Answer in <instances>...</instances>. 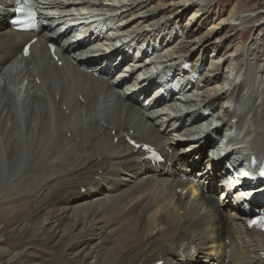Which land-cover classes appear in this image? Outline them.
I'll use <instances>...</instances> for the list:
<instances>
[{
  "label": "bare ground",
  "instance_id": "1",
  "mask_svg": "<svg viewBox=\"0 0 264 264\" xmlns=\"http://www.w3.org/2000/svg\"><path fill=\"white\" fill-rule=\"evenodd\" d=\"M15 1L0 0V264H264V213L243 210L233 200L236 190L218 188L223 161L213 139L235 130L234 140L244 141L243 152L264 169L260 50H243L233 76L222 82L220 68L200 76L208 59L203 54L199 70L187 67L199 45L208 53L201 40L194 47L180 42L175 51L164 40L166 31L181 28L175 18L186 14L182 3L167 16L168 5L151 6L157 0H128L121 8L112 0H32L42 25L25 34L8 25ZM194 1L201 17L212 8V0ZM76 6L97 8L100 15L92 13L98 18L89 25L69 20ZM260 11L236 8L232 14L245 30L257 32L263 28ZM143 22L150 31L140 28ZM108 24L121 34L110 38L97 30L82 43L71 42ZM121 35L148 42L143 56L155 45V62L127 65L121 75L118 57L125 51L112 47ZM35 38L31 56L22 59L23 47ZM49 45L58 48L63 66ZM164 45L170 53L162 58ZM96 56L94 66L90 58ZM161 67L172 80L183 78L179 97L170 94L172 86L159 96L164 85L152 80ZM191 77L201 81L193 84ZM154 89L158 95L142 98ZM193 89L199 101L190 97ZM213 113L218 115L208 120ZM144 145L154 147L164 163L148 162ZM15 182L23 186L22 198Z\"/></svg>",
  "mask_w": 264,
  "mask_h": 264
},
{
  "label": "rangeland",
  "instance_id": "2",
  "mask_svg": "<svg viewBox=\"0 0 264 264\" xmlns=\"http://www.w3.org/2000/svg\"><path fill=\"white\" fill-rule=\"evenodd\" d=\"M195 2L196 1L192 2V0H157V4H154L155 6L153 4L151 5L153 8H159L161 6L168 5L169 6L168 10L165 11V12H167V16L171 15L170 11L175 8L174 5H176L177 3H182L186 6L183 8V10L186 11V14L182 15L180 18H175L176 19L175 21H177V19H178L177 23L180 24L179 26L181 28L180 29L176 28L175 30L174 29L168 30L164 34V40L167 42L169 41L172 44L171 50L175 51V50H177V48H180V46L177 45L180 42L189 43L194 47L196 44L194 42H196L197 39L201 40L202 45L206 46L208 53L205 54L203 49H199L200 48V45H199L198 48L194 51V53H192V57L190 59L189 65L191 68H195L196 71L199 70L198 68H199L201 61L203 59V57H202V54H203V56L208 57V59L206 58V62L207 61L208 62L203 63L204 69L200 72V76L204 77L206 74L208 76H211L214 72H216V69L220 68V70H221L220 74L223 77L222 82H224L228 79L226 77H230V75L233 76L232 70L236 69L240 65V61H241L239 58H237V56L243 50H249V49L255 50L256 49V52H258V50H260V54H258V57H260V59L263 61V63L257 65L256 67L261 68V70H264V56H263L264 55V20L262 22L263 23L262 30L255 32V30H251L250 28L245 30L240 25V21L238 20V18H236L232 14L233 10L236 8H239V9L242 8L243 11H249V10H251V8H253V10L257 9L258 11H260V10L264 9V0H212L211 1L212 2L211 3L212 8L209 10V13L205 14L202 17H201L202 13L201 12L198 13V10L200 8L197 4H195ZM112 4L119 7V8H121L123 6L127 7L130 5L128 0H112ZM197 8H199V9H197ZM72 10H73L72 11L73 14L76 17H78L77 11L74 8H72ZM89 11L94 12L95 14L99 13L98 10L97 11L96 10H93V11L89 10ZM86 12L87 11L83 9V12H80V14H82V13L85 14ZM125 12H126V10H124V13ZM260 12H263V11H260ZM90 15L91 14H87V15L85 14V15H83V17H85V18L89 17L90 18L91 17ZM127 16H128V19H130L129 15H127ZM253 17H254V15H253ZM158 18H160V17H158ZM155 19H157V18H155ZM256 21L261 22L262 20L260 17H258ZM233 22L236 23L237 25H235ZM230 24L233 25L232 29L229 28ZM148 25H149V23L143 22L142 25L140 26V28L142 29ZM112 27H113L112 30H108V33L106 35H112V34H114L113 32H116L118 30V27H116V25L113 24ZM145 29L147 31H150L151 28L145 27ZM189 32H190V36H191L190 38H192V39L187 40V35ZM244 33H245V36L243 37ZM180 36H183V37L181 39H179ZM253 41H256L255 43L257 44L256 45L257 47H252ZM162 44H164V42H162ZM158 45H159V43H158ZM154 46L155 45H153V47ZM193 47H191V48H193ZM163 48H164V50H162ZM163 48L161 47L160 52H159V54L162 56V58L164 56H169V53H170L169 50H166L165 45L163 46ZM201 50H203V52H201ZM151 51H152V49H151ZM140 55H141L140 52H137L134 57L137 58L138 60H140L141 62H143V61L145 62V61H149V60L153 59V57L149 58L147 56H144L140 59L139 58ZM220 59H221V61H220ZM231 60H235V61L233 63H231V65L229 66ZM119 62H120V59L118 60L117 66H119L121 64ZM97 64L98 63H96V65ZM120 66L121 67H119V71H120V69L125 68L124 64H122ZM236 72H237V70H235L234 73H236ZM127 73L128 72L120 71L121 75H124V74L126 75ZM216 73H218V72H216ZM139 75H140V73L136 74L134 76V78L135 77L138 78ZM198 80L201 81V79H199V78H198ZM257 82H259V79L257 80ZM194 83L196 84V83H198V81L196 80V82H193V84ZM187 88H188V90H190L192 88V85H190V86L187 85ZM218 90L220 91L221 88L219 87ZM245 91L247 92V91H249V89H247ZM191 93L192 94L190 95V97L193 96L192 100L199 101L196 99L198 96H201V95L200 94L198 95V92L195 89H193L191 91ZM156 94L157 93L155 91H152L147 96H143L142 98H145V100H147L150 96L154 97V95H156ZM176 96L179 97V95H176ZM221 101H222V105L219 106V110H220L221 106H225V104H226L225 103L226 101L224 99ZM169 109L170 108H167V110H169ZM182 109L184 111L186 110V108H184V107ZM198 112H200V111H198ZM214 115L217 116L218 114L213 113L211 115V117L208 118V120L214 119V117H215ZM75 117L77 119L78 115L75 114L73 116V119H72L73 121L76 120ZM135 120H138V116L135 117ZM170 125L175 126V123L172 122ZM223 132H226V130H224ZM173 138L178 139V140L180 139V138H177L176 135H174ZM182 139L184 140V138H182ZM183 142H182L183 148H189L188 146L191 145L189 143H183ZM190 149L191 150L188 152L189 155H191L194 152L195 148H194V150H192L193 148H190ZM120 151H122V150H120ZM120 151H116V153H118ZM206 157L208 158V153H206ZM56 159L57 158H55V160ZM34 176H37V175H34ZM20 186L21 185H19L18 182H15L12 186L13 189H16V192L19 195L18 198H22L24 196V194L21 193L22 189H20V188H23V186H21V187ZM18 191H19V193H18ZM81 192L84 194L86 192V189L81 190ZM8 193H10V191H8L6 193L7 194V195H5L6 197H10V194H8ZM10 201L11 200L9 199V200H5L1 203L2 210L6 209V205L4 202H10ZM23 204L25 205L26 201H22V205ZM214 205H215V203H214ZM70 214L72 215V213H70ZM70 214H69V216H70Z\"/></svg>",
  "mask_w": 264,
  "mask_h": 264
}]
</instances>
